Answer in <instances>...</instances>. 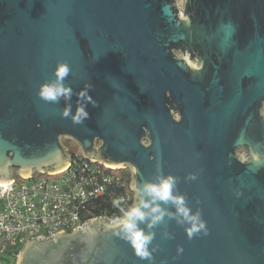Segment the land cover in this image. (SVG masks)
<instances>
[{"label":"water","instance_id":"95a60500","mask_svg":"<svg viewBox=\"0 0 264 264\" xmlns=\"http://www.w3.org/2000/svg\"><path fill=\"white\" fill-rule=\"evenodd\" d=\"M198 4L190 7L193 16L171 0H0V183L13 182L15 174L66 169L70 155L63 140L77 143L91 162L129 167L133 203L134 186L155 179L159 165L180 178L179 191L202 213L209 234L189 239L166 218L155 229L159 249L152 264H264V0ZM194 19L202 22V46L237 59L225 104L203 106L206 114L197 111L199 91L181 83L170 56L171 45L188 40L190 26L183 23ZM158 54H167L166 70L149 82ZM58 62L69 64L65 84L74 93L93 85L98 106H87L90 117L82 124L62 116L63 99L51 103L37 94L54 78ZM167 91L174 108L183 104L182 121L174 118ZM76 103L74 94L73 113ZM212 110L222 118L218 130ZM238 148L246 149L244 156ZM189 173L197 180L186 182ZM109 221L35 238L17 264H149L105 228ZM165 230L174 239L162 238Z\"/></svg>","mask_w":264,"mask_h":264},{"label":"built area","instance_id":"2783aa9c","mask_svg":"<svg viewBox=\"0 0 264 264\" xmlns=\"http://www.w3.org/2000/svg\"><path fill=\"white\" fill-rule=\"evenodd\" d=\"M67 149L70 165L66 169L27 178L15 174L13 182L0 183V256L18 247L19 258L35 238L49 239L63 230L71 233L96 219L120 215L112 205L114 198L123 197L125 207L133 204L129 167H107L91 162L79 150ZM98 200L96 207L105 212L95 215L89 206Z\"/></svg>","mask_w":264,"mask_h":264},{"label":"clouds","instance_id":"9594fccd","mask_svg":"<svg viewBox=\"0 0 264 264\" xmlns=\"http://www.w3.org/2000/svg\"><path fill=\"white\" fill-rule=\"evenodd\" d=\"M70 66L67 62H58L54 70V78L41 84L38 96L42 100L51 103H59L62 99L67 102L62 110L64 118H71L75 124H82L89 119L87 106H98L97 101L90 95L93 88L91 83L75 92L71 85H66L65 80L70 74ZM77 96L76 110L73 113L71 98ZM196 173H189L184 180H197ZM180 178L172 174H164L160 166H157L155 179L146 180L139 186H134L137 192V200L125 207L123 197L114 198L112 205L119 210L120 215L110 219L105 228L112 230L113 234L126 241L133 248L135 254L141 260H148L152 264L153 253L159 248L153 245L156 238L155 229L166 224L168 220H175L176 224L183 227L188 238L209 234L207 222L202 213L197 209L193 211L188 204V198L178 189ZM239 195V193H237ZM171 205L175 212L170 211L164 205ZM94 235V233H91ZM164 239H174V233L165 230ZM183 248L178 246L177 253H182Z\"/></svg>","mask_w":264,"mask_h":264},{"label":"flooded vegetation","instance_id":"af4514ba","mask_svg":"<svg viewBox=\"0 0 264 264\" xmlns=\"http://www.w3.org/2000/svg\"><path fill=\"white\" fill-rule=\"evenodd\" d=\"M171 1L174 7L183 8L184 13L193 16L195 11L194 9H190V7H199V0ZM183 24H188V26H190V28H186L189 32L188 40H180L176 45H171L170 56L173 62L178 65V71L181 75V83L192 90L199 91V93L196 94L198 103L200 104L197 111L200 114H206L201 110L203 106L225 104L226 99L228 98V91L232 85V65L233 63L236 65L235 60L237 59L233 58V61H231V56L228 58H226V56L223 57L220 52L216 51L214 45L206 47L201 45L203 42L197 35V27L202 24L200 20L194 19L189 23ZM213 25H215V23H213ZM158 55L160 63L157 65L156 63L151 62L147 71L149 82L151 81L152 76L158 77L159 80L164 76L166 67L163 64L162 58H166L167 54ZM231 55L233 56L234 54L231 53ZM243 82L244 85H247L250 81L248 78L244 77ZM166 97L169 98L167 104L172 108L174 118L177 121H182L183 104L174 108V102L170 91L166 92ZM144 101H147V98H144ZM263 111L264 107H262V112ZM216 114L217 113L214 114L212 110L211 115L214 118L212 121V127L214 130H218L217 122L222 119L216 117ZM222 128L225 129V125ZM63 142L66 145L72 141L63 140ZM223 145L225 154V142ZM237 153H246V149L238 148Z\"/></svg>","mask_w":264,"mask_h":264},{"label":"trees","instance_id":"16d2710c","mask_svg":"<svg viewBox=\"0 0 264 264\" xmlns=\"http://www.w3.org/2000/svg\"><path fill=\"white\" fill-rule=\"evenodd\" d=\"M98 203H99V200L90 204V206H89V212L90 213H93L95 215H100V214L105 212V209H102L100 207H96V205ZM18 252H19L18 247H11L10 249L7 250L5 255L10 257L11 259H13V264H16L17 260H18ZM1 259H4V258H1Z\"/></svg>","mask_w":264,"mask_h":264},{"label":"rangeland","instance_id":"374dc122","mask_svg":"<svg viewBox=\"0 0 264 264\" xmlns=\"http://www.w3.org/2000/svg\"><path fill=\"white\" fill-rule=\"evenodd\" d=\"M263 113H264V111H263ZM72 144V145H71ZM71 144H69V143H67L66 144V147H72V148H74L75 150H79L80 148H79V145L77 144V143H75L74 141H72L71 142ZM239 155H242V156H244L245 155V153H240ZM1 258H4V259H1V263L0 264H13V259H11L10 257H8V256H6V255H2V256H0ZM18 260H19V258H18ZM18 260H17V263H18ZM16 263V264H17Z\"/></svg>","mask_w":264,"mask_h":264}]
</instances>
